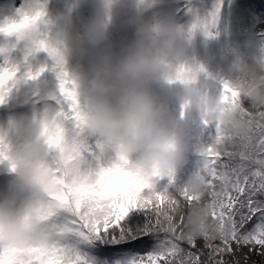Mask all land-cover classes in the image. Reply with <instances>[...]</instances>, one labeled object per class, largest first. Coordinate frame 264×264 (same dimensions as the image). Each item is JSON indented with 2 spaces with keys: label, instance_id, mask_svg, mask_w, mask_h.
Masks as SVG:
<instances>
[{
  "label": "clouds",
  "instance_id": "9594fccd",
  "mask_svg": "<svg viewBox=\"0 0 264 264\" xmlns=\"http://www.w3.org/2000/svg\"><path fill=\"white\" fill-rule=\"evenodd\" d=\"M160 4L161 0H67L64 10L50 16L46 0L42 20L44 38L55 52L53 62L73 81L84 136L95 141L109 164L127 167L153 183L157 176L181 169L191 149L184 138L186 125L170 114L157 88L166 89L180 103L181 120L194 107L220 121L231 136L248 129L239 108L224 103L220 92L210 91L208 76L197 74L195 82L179 78L182 67L200 66L193 51L198 30L191 27L193 19L180 22L171 12L149 16ZM84 8L90 10L87 17L82 15ZM118 19L134 35L117 48L112 36ZM21 43L35 48L32 35L0 34V57L11 56ZM244 46L251 62L237 52L233 66L240 74L227 81L243 103L264 109V39L250 34ZM53 95L55 88L42 89L40 99ZM29 101L31 97L25 102ZM66 135L65 123L52 104L0 125L4 155L0 165L12 177L16 193L23 194L22 203L16 193L0 200V245L24 251L45 239L38 206L60 190L53 166H67L66 158L75 151V143L66 139L56 149L48 141ZM228 143L233 141L218 147L225 150ZM186 183L198 199L186 206L180 203L183 233L194 238L212 235L217 221L208 203L211 184L195 171Z\"/></svg>",
  "mask_w": 264,
  "mask_h": 264
},
{
  "label": "snow or ice",
  "instance_id": "6c2138e0",
  "mask_svg": "<svg viewBox=\"0 0 264 264\" xmlns=\"http://www.w3.org/2000/svg\"><path fill=\"white\" fill-rule=\"evenodd\" d=\"M44 3L46 0H34L17 9L14 18L0 23V34L35 38L34 49L24 47L25 71L11 56L0 57V106L7 104L24 82H32V103L55 105L67 130L66 136L49 139L50 148H58L66 139L75 143V151L66 158L67 166H53L60 190L50 202L38 206L46 225L45 239L24 251L0 245V264H229L227 256L233 257L231 264H240L236 256L245 247L249 253L264 255V109L245 108L230 83L211 77L203 65L184 66L179 71V78L187 82H195L197 74L215 81L211 87L221 93L224 103L238 107L248 124L244 134L231 136L220 121L201 113L203 126L214 125V131L206 142L194 146L199 157L195 172L206 176L211 184L208 203L217 225L212 235L202 238L203 249H197L200 238L183 233L180 201L191 204L198 199L187 183L177 184L175 173L157 176L153 183L127 167L113 166L100 154L98 145L89 144L84 136L73 81L53 62L55 52L44 38ZM223 5L224 0H217L204 17L188 7L187 12L193 16L192 29L213 36ZM40 52H46L52 64L44 63L33 70L29 57ZM46 71L55 73L57 84L55 95L41 101L38 82ZM229 139L233 143L220 150L218 145ZM3 158L0 146V160ZM164 178L167 183H161ZM253 218L257 222L249 229ZM132 244L140 250L126 247ZM205 249L206 258L202 259Z\"/></svg>",
  "mask_w": 264,
  "mask_h": 264
},
{
  "label": "rangeland",
  "instance_id": "374dc122",
  "mask_svg": "<svg viewBox=\"0 0 264 264\" xmlns=\"http://www.w3.org/2000/svg\"><path fill=\"white\" fill-rule=\"evenodd\" d=\"M34 0H0V23L5 22L8 18L16 16L17 9L22 6H27L33 3ZM217 0H161V4L148 13L151 15H160L164 12H171L180 22H191L193 16L187 12L188 7H192L201 17L207 16L214 8ZM249 4L253 5L258 10L241 0H224V5L218 20L217 26L212 29L214 35L207 37L202 31L198 30L196 40L194 42V55L197 62L203 65L207 73L215 77L216 80L235 79L240 73L233 66L235 55L237 52L244 55L248 62L250 59V50L245 48L244 41L250 34H260L258 39H264V0H250ZM67 0H47V9L50 16H54L57 12L66 8ZM90 10L84 8L82 15L87 17ZM178 14V15H177ZM134 30L129 26H124L120 19L117 20L113 30L112 42L118 48L122 42H127L133 38ZM11 58L21 64V71H25L27 65L24 61V45L21 43L11 54ZM52 64L46 52H40L33 57H29L28 64L33 70L37 69L41 64ZM42 89H54L57 84L54 72L46 71L38 82ZM215 81H209L210 91L217 92L215 87H211ZM32 82L21 86L20 89L14 92L9 98L7 104L0 106V125L7 124L11 118H19L20 116L30 117L34 111H41L44 107L43 103L34 105L32 101L25 102L31 97ZM161 98L166 102L170 114L186 125L185 139L191 146L188 154V162L179 169L176 173V183L185 184L189 176L196 170V161L199 157L196 155L194 146L198 142L207 141L210 133L214 131V125H209L205 128L202 124V118L199 110L194 107H189L184 112V118L181 120L182 107L180 103L171 97L166 89H156ZM244 107L252 110V106L248 102H244ZM89 144L95 145V141L88 139ZM12 177L6 172L5 166L0 165V200L5 197H10L16 193L12 183ZM161 183H167V178H164ZM20 199L18 203H22L23 194L16 193ZM181 204L187 205L183 200ZM186 211V208H185ZM177 223H179V213H177ZM256 218L247 225L250 229L255 223ZM219 243V241H214ZM186 249L187 244L182 245ZM129 249L140 250L137 245H127ZM204 241L202 238L197 240V249H203ZM235 247V246H234ZM197 249H192L196 251ZM205 256L207 250L205 249ZM245 254L247 259L245 260ZM204 259V257H202ZM226 259L231 264L232 256H227ZM237 259L240 264H264V255L257 254L256 251L249 253L247 247L242 248L237 253Z\"/></svg>",
  "mask_w": 264,
  "mask_h": 264
},
{
  "label": "bare ground",
  "instance_id": "6f19581e",
  "mask_svg": "<svg viewBox=\"0 0 264 264\" xmlns=\"http://www.w3.org/2000/svg\"><path fill=\"white\" fill-rule=\"evenodd\" d=\"M23 1H28V0H23ZM12 179V178H11Z\"/></svg>",
  "mask_w": 264,
  "mask_h": 264
},
{
  "label": "trees",
  "instance_id": "16d2710c",
  "mask_svg": "<svg viewBox=\"0 0 264 264\" xmlns=\"http://www.w3.org/2000/svg\"><path fill=\"white\" fill-rule=\"evenodd\" d=\"M204 258H206V256ZM236 258H237V256H236Z\"/></svg>",
  "mask_w": 264,
  "mask_h": 264
}]
</instances>
